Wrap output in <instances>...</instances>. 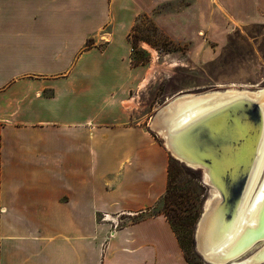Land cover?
<instances>
[{
  "label": "crops",
  "instance_id": "crops-1",
  "mask_svg": "<svg viewBox=\"0 0 264 264\" xmlns=\"http://www.w3.org/2000/svg\"><path fill=\"white\" fill-rule=\"evenodd\" d=\"M180 1L0 0V264H188L146 216L170 157L137 118L130 41L142 15L178 42L215 24V0Z\"/></svg>",
  "mask_w": 264,
  "mask_h": 264
},
{
  "label": "bare ground",
  "instance_id": "bare-ground-1",
  "mask_svg": "<svg viewBox=\"0 0 264 264\" xmlns=\"http://www.w3.org/2000/svg\"><path fill=\"white\" fill-rule=\"evenodd\" d=\"M154 122L168 151L203 170L213 190L196 231L203 259L264 264V90L180 95ZM200 153L215 167L224 164L222 178L201 163Z\"/></svg>",
  "mask_w": 264,
  "mask_h": 264
},
{
  "label": "rangeland",
  "instance_id": "rangeland-1",
  "mask_svg": "<svg viewBox=\"0 0 264 264\" xmlns=\"http://www.w3.org/2000/svg\"><path fill=\"white\" fill-rule=\"evenodd\" d=\"M193 1L183 0L172 6H187ZM214 4L217 9L215 24L194 35L193 39L175 41L158 27L160 33L154 32V21L150 16L139 17L133 34L134 43L150 56L146 82L135 95L137 118L142 123H149L153 137L168 152L169 163L173 162L177 173V183L188 189L192 199L190 204L192 208L194 206L196 220L190 235L186 241L180 235L190 264H209L197 251L195 234L203 206L213 190L205 181L203 170L188 167L168 151L165 140L153 127L154 121L160 111L180 95L230 88L264 90V0H215ZM201 14H208V10H202ZM179 35L187 37L181 32ZM163 39L169 44H164ZM143 217L115 216V221L110 224L112 230H116ZM100 218L104 219V216ZM56 260L61 264L70 259L58 257ZM75 261L71 258V264Z\"/></svg>",
  "mask_w": 264,
  "mask_h": 264
},
{
  "label": "trees",
  "instance_id": "trees-1",
  "mask_svg": "<svg viewBox=\"0 0 264 264\" xmlns=\"http://www.w3.org/2000/svg\"><path fill=\"white\" fill-rule=\"evenodd\" d=\"M146 18L148 15H142ZM153 22V20H152ZM136 25L134 26L132 32L130 33V41L133 46L132 53V64L134 66L147 65L150 62L149 54L133 41V34L135 33ZM153 30L156 33H160L157 26L153 22ZM164 44H169L168 40L163 39ZM148 43L150 41H147ZM151 44V43H150ZM191 194L188 189L183 188L181 184L177 183V173L173 162L169 163L168 167V188L167 193L160 201V203L148 211V214L154 215H164L172 226L179 243L184 251L183 243L181 242L180 235L187 240V236L190 235L191 227L195 224L196 215L193 212ZM192 210V211H191ZM185 254V252H184ZM186 257V256H185ZM188 264H190L189 259L186 257Z\"/></svg>",
  "mask_w": 264,
  "mask_h": 264
},
{
  "label": "water",
  "instance_id": "water-1",
  "mask_svg": "<svg viewBox=\"0 0 264 264\" xmlns=\"http://www.w3.org/2000/svg\"><path fill=\"white\" fill-rule=\"evenodd\" d=\"M200 155V157H201V159H200V161H201V163H203V165H205V166H207V167H212V169H213V171L215 172V174H217V176L218 177H223V173L221 172V168L220 167H223V165L222 166H220V164L219 165H216V167L210 162V161H207V160H205L204 158H205V156H204V153H200L199 154ZM243 178V176L241 177V179ZM240 179V180H241ZM235 187V186H234ZM236 188V187H235ZM206 203V202H205ZM205 214V204H204V206H203V212H202V215H201V218H200V220L205 216L204 215ZM199 225V224H198ZM197 230H198V227H197ZM196 230V231H197ZM195 238H196V234H195ZM197 242V241H196Z\"/></svg>",
  "mask_w": 264,
  "mask_h": 264
},
{
  "label": "built area",
  "instance_id": "built-area-1",
  "mask_svg": "<svg viewBox=\"0 0 264 264\" xmlns=\"http://www.w3.org/2000/svg\"><path fill=\"white\" fill-rule=\"evenodd\" d=\"M103 220H106V215L104 216V219Z\"/></svg>",
  "mask_w": 264,
  "mask_h": 264
}]
</instances>
